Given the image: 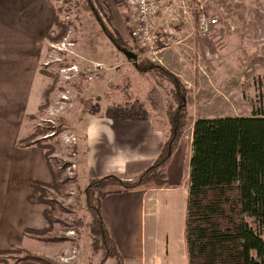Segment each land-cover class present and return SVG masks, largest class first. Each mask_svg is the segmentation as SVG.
Instances as JSON below:
<instances>
[{"label":"rangeland","instance_id":"rangeland-1","mask_svg":"<svg viewBox=\"0 0 264 264\" xmlns=\"http://www.w3.org/2000/svg\"><path fill=\"white\" fill-rule=\"evenodd\" d=\"M53 1L56 11L61 9L58 15L67 22L68 31L61 41L46 42L34 89L42 91L48 85L53 88L45 109L27 115V133L48 127L58 129V135L46 131L44 139H38L56 145L51 156L56 161H68L83 137V122L91 108L104 111L108 105L123 103L127 87L132 99L142 100L156 124L167 132L166 111L171 103L172 83L153 70L138 73L131 64L132 58L116 48L102 31L85 0ZM200 5L208 16L217 19L207 31L196 27L193 21V12L201 11ZM114 7L112 24L105 19L106 24L121 34L135 56L154 60L190 88V117L183 132L186 143L190 142L193 122L198 117L264 111V0H162L153 21L155 30L168 13H174L179 19L175 30L183 40L161 48L156 55L146 54L133 38L135 24L126 0H115ZM180 52L185 53L181 62L177 58ZM95 64L101 66L89 78L91 73L87 71ZM72 65L77 72L68 70ZM32 97L31 107L37 93ZM66 131L77 137L74 145L60 143L59 137ZM67 166L60 168V186L50 192L55 205L52 231L66 240L48 243L26 238L25 242L31 251L45 254L57 264H99L103 254L92 252L87 227L89 217L83 194L87 182L80 178L79 169L73 174L74 169L70 172ZM163 216L169 219L168 215ZM20 255L0 253V264H14Z\"/></svg>","mask_w":264,"mask_h":264},{"label":"trees","instance_id":"trees-1","mask_svg":"<svg viewBox=\"0 0 264 264\" xmlns=\"http://www.w3.org/2000/svg\"><path fill=\"white\" fill-rule=\"evenodd\" d=\"M85 1L110 42L120 51L135 55L133 50L128 48L127 41L121 34L114 27L106 24L105 19L109 24L113 21L110 6L99 0ZM60 10L57 8L55 27L47 35L48 41L59 42L67 34V22L59 18ZM193 21L198 27V13L193 12ZM131 64L140 74L153 70L172 83L171 103H168L166 111L169 129L164 134L159 154L136 179L123 180L117 175H105L87 180L83 190L85 210L89 217L87 227L92 252L96 254L101 251L103 254L99 264L108 257L114 258L116 264L125 263L108 223L101 213V200L108 194L164 185L167 182L165 167L178 147L190 117L188 98L191 91L177 75L147 57L132 58ZM52 88L53 86L48 85L41 91L38 110L45 109L49 104L48 96ZM129 91L130 87H127L123 93L125 97L123 103L108 105L104 111L91 108L89 113L106 115L117 120L150 118L146 104L138 98L132 99ZM96 98L99 99L98 96ZM50 129L48 127L45 130H33L22 136L18 140V145H36L43 149L51 174L50 183L38 181L32 183V188L38 194V200L44 205L45 226L40 230L26 229L24 237L57 243L66 240L67 237L58 236L52 231L55 205L50 192L60 186L58 181L60 168L64 170L71 160L56 161L51 157L56 151V145L40 141L47 132L53 133V136L58 135V129ZM85 151L83 136L81 140L79 139V146H74V151L70 153L76 155L78 165L81 164L80 156ZM185 241L188 264H264V111L262 109L251 115L201 116L194 120L189 158ZM7 252L22 254L16 257L14 264H57L45 254L26 248L12 247L7 251H0L1 254Z\"/></svg>","mask_w":264,"mask_h":264},{"label":"crops","instance_id":"crops-1","mask_svg":"<svg viewBox=\"0 0 264 264\" xmlns=\"http://www.w3.org/2000/svg\"><path fill=\"white\" fill-rule=\"evenodd\" d=\"M99 1L106 2L115 14V0ZM56 17L53 0H0V251L29 249L24 231L45 226L44 205L32 188L35 181L51 182L44 150L36 145L19 146L18 140L27 134V115L38 109L41 91L34 88L46 37L54 30ZM184 56L180 52L178 61ZM34 93L37 99L31 107ZM110 119L114 139L109 137L93 153L85 138L81 164L76 155L68 157L76 163L73 174L79 167L80 178L86 182L105 175L136 179L160 152L166 131L153 117ZM190 155L191 138L186 143L182 137L165 167L164 185L108 194L101 200V213L124 264H188L185 218ZM162 214L169 219L163 216V221ZM106 260L102 264H116L114 258Z\"/></svg>","mask_w":264,"mask_h":264},{"label":"built area","instance_id":"built-area-1","mask_svg":"<svg viewBox=\"0 0 264 264\" xmlns=\"http://www.w3.org/2000/svg\"><path fill=\"white\" fill-rule=\"evenodd\" d=\"M161 1L162 0H126V4L131 14L130 16L135 24L132 36L148 55H156L161 48L170 47L183 40L180 32L175 30L176 23L179 19L174 13H168L167 18L159 24V29L155 30L153 21L156 19L158 12L160 11ZM200 8L201 11H199L198 14L199 27L204 31H207L210 26L217 22V19L208 16L205 11L202 10V5H200ZM100 66L101 65L95 64L93 68L91 67L88 69L87 72L91 73L89 78L93 76L94 69L99 68ZM68 70L77 72V67L72 65ZM72 156H74V154H72ZM75 168L76 163L72 161L67 166V169L70 172Z\"/></svg>","mask_w":264,"mask_h":264},{"label":"clouds","instance_id":"clouds-1","mask_svg":"<svg viewBox=\"0 0 264 264\" xmlns=\"http://www.w3.org/2000/svg\"><path fill=\"white\" fill-rule=\"evenodd\" d=\"M114 121L103 116H91L86 125L83 128V134L87 140L89 148L93 153L96 150V146L107 140L109 137L115 138V131L113 128ZM60 143L64 146H70L77 142V137L70 132H64L59 137Z\"/></svg>","mask_w":264,"mask_h":264},{"label":"water","instance_id":"water-1","mask_svg":"<svg viewBox=\"0 0 264 264\" xmlns=\"http://www.w3.org/2000/svg\"><path fill=\"white\" fill-rule=\"evenodd\" d=\"M128 56H130L131 58H135L136 56L134 54H129Z\"/></svg>","mask_w":264,"mask_h":264},{"label":"bare ground","instance_id":"bare-ground-1","mask_svg":"<svg viewBox=\"0 0 264 264\" xmlns=\"http://www.w3.org/2000/svg\"><path fill=\"white\" fill-rule=\"evenodd\" d=\"M71 70H73V69H71Z\"/></svg>","mask_w":264,"mask_h":264}]
</instances>
